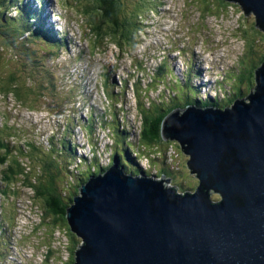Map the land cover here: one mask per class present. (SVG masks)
Instances as JSON below:
<instances>
[{
    "label": "rangeland",
    "instance_id": "1",
    "mask_svg": "<svg viewBox=\"0 0 264 264\" xmlns=\"http://www.w3.org/2000/svg\"><path fill=\"white\" fill-rule=\"evenodd\" d=\"M89 1L48 0L51 22L64 30L70 50L50 48L43 40L48 49L35 47L37 62L22 61L17 41L0 37V264H72L71 250L83 245L66 220L49 209L47 198L55 195L38 194L39 187L51 183L69 205V198L79 193V184L64 181L71 160L61 156L55 142H78L84 147L75 148L78 153L89 155L90 148L105 165L110 151L123 147L125 135L115 129L129 132L126 141L138 147L140 105L169 106L173 100L182 104L181 98L191 94L188 80L194 88L207 85L199 96L214 98L218 106L209 107L213 109L230 108L238 91V98L254 91L252 63L261 49L264 52V30L239 5L151 0L135 17L128 15L139 0H116L119 17L127 9L129 21L126 34L119 36L107 31L95 3L84 10ZM10 73L17 78L9 79ZM8 80L18 84L12 87ZM170 141L146 143L144 156L135 161L150 169L155 180L166 177V187L193 191L199 186L196 174L181 185L179 173L193 174L187 165L190 157ZM54 156L58 170H47L45 160ZM129 164L128 172L136 173V166ZM208 191L211 198L221 199L210 187Z\"/></svg>",
    "mask_w": 264,
    "mask_h": 264
},
{
    "label": "water",
    "instance_id": "2",
    "mask_svg": "<svg viewBox=\"0 0 264 264\" xmlns=\"http://www.w3.org/2000/svg\"><path fill=\"white\" fill-rule=\"evenodd\" d=\"M227 1L264 30V0ZM254 81L247 101L186 106L162 120V139L190 157L193 174L179 169L181 185L196 174V191L126 173L115 159L80 186L65 210L83 243L73 264H264V61Z\"/></svg>",
    "mask_w": 264,
    "mask_h": 264
},
{
    "label": "trees",
    "instance_id": "3",
    "mask_svg": "<svg viewBox=\"0 0 264 264\" xmlns=\"http://www.w3.org/2000/svg\"><path fill=\"white\" fill-rule=\"evenodd\" d=\"M114 1L116 0H91V2L89 1L88 3L85 4L84 10H88L91 3L92 4L95 3L94 6L97 7V10L100 14L99 16L103 17L104 21L107 23V31L110 34L117 33L119 36H124L126 34L127 29L129 28V21L126 18V16L128 15L127 9H125V15H124L125 17L124 16L119 17L118 14L121 12L120 9L121 2L119 0L120 4L117 5V3H114ZM150 2L151 0H139L137 6L135 7V12H133L134 14L132 13V15L130 14L128 16L140 17L139 15L140 12L145 6L148 7ZM40 9L41 11L37 10L35 6L31 5V3L28 0H0V37H4L10 40L15 39L17 41L18 46L21 50L22 61L29 59L30 62H37V57L34 53V49H36L35 47L40 44H43L44 48L48 49L44 41L47 42L50 48H52V46L55 45H58L59 48L61 47V45L62 46L66 45L65 44L66 41L63 37H61L59 34H57V37L55 36L57 32L53 27L46 26V22L44 21L45 17L42 15V10H43L42 5ZM10 12H13L14 15L10 14ZM96 18L97 17H93V19ZM254 24L256 26L255 20H254ZM253 30L256 31V29ZM256 35L259 36L258 31H256ZM262 52L263 49H261V51L259 52L256 63L254 65L252 63V71H251L252 74H253V70L255 72L257 69H259L262 66V62L264 61V52L263 53ZM252 74H251V79L253 76ZM8 77L9 79H14V80L17 78V76L14 73H10ZM8 82L9 85L12 87H16V85L18 84V82H15L13 80H8ZM243 82L244 80H241L240 84H242ZM186 83H187L186 87L190 88L191 94L190 96L187 95L188 98L185 97L181 98L180 102L182 104H179L178 102L173 100L172 104L169 106H166V104H164V106L152 105L151 108H149L146 107L145 103H142L140 105L139 111L142 119H141V127L138 132V138L141 141V144H139L138 147L136 145L133 146L131 145V143L126 141L128 137L122 138V140L120 139L123 145L122 150L120 152L115 151L112 154V157L114 156L116 157L119 167L125 169L124 170L125 172H128V168L130 167L129 162H131L132 165L136 166V168L138 169L136 173L134 171V174L138 175L140 173H144V174H151L150 176H153L152 173H150V169L148 170L142 169L135 160L136 158L140 159L141 157L144 156L145 153L142 151V148L145 147L146 143L152 145L156 141L160 140V138H162L161 122L164 119V117H166L170 112L178 108L183 109L185 108V106L195 107V108L199 107L203 109L205 107L218 106L214 98L213 99L200 98L198 87L194 88L191 84L189 85V80ZM247 84L249 85L250 81ZM101 127L102 128L104 127L103 123L101 124ZM115 131L116 134L121 133L124 135L126 134L129 135V132H126L125 130H121L117 132L118 129L116 128ZM55 144L57 145L58 148L60 147L61 151L59 153L61 154V156L66 158L67 160H71V163L67 167L68 172L64 179V181L68 180L66 183L70 181L71 183H76L81 186L86 180H88L90 176L98 175L102 173L106 168V167H99L98 164L95 162L96 161L95 151H92L91 153L92 158L87 159L86 157H79L76 154L75 151L76 146L73 145L70 140H60L58 142H55ZM122 152L124 154H122ZM130 153H132L133 156H130ZM46 161L47 162L45 163V168L47 170L48 167L50 166L53 167L54 170L56 171L58 170V166L55 163V156L53 157V159L50 160L46 159ZM72 165H74L73 168H70V166ZM84 166L94 167L95 170L92 172H87V174L82 173L80 168ZM38 190H39L38 194L45 196L46 198H47L46 195L47 193L48 194L52 193L53 195H55V196H51L50 194V197L47 198V205L51 211L58 214L60 219L65 220V209L67 208V205L65 204V200L60 198V195L56 192L52 184L48 183L45 186L39 187ZM74 195L75 194H73V196ZM71 199L72 198H69V203L71 202ZM73 253H74V249L71 250V258H74ZM70 262H72L73 264L74 259L70 260Z\"/></svg>",
    "mask_w": 264,
    "mask_h": 264
},
{
    "label": "clouds",
    "instance_id": "4",
    "mask_svg": "<svg viewBox=\"0 0 264 264\" xmlns=\"http://www.w3.org/2000/svg\"><path fill=\"white\" fill-rule=\"evenodd\" d=\"M30 3H31V5H33V6H35V8L37 9V10H39V11H41V5H42V7H43V10H42V15L45 17V19H44V21L46 22V26H49V27H53L55 30H56V34H55V36L57 37V34H59L61 37H63L64 39H65V41L67 40L68 41V43L66 42L65 44V47L66 48H68L69 49V43H70V41L68 40V37L66 36V33H64V30H60V29H58L57 28V26H55V23H53V21L51 22V16L54 14L53 13V11L52 12H50L49 10H47V4H48V0H42V1H39V0H28ZM53 43V42H52ZM70 50V49H69ZM184 76V75H183ZM207 85H205V84H201L200 86H198L199 88H198V91L199 92H201L200 91V89L201 88H205ZM207 93V90H206V92H204V94H206ZM206 96H208V93H207V95ZM212 97H214V96H212ZM206 99H209V98H206ZM212 99V98H211ZM241 99V98H240ZM236 100V99H235ZM206 108H209V107H206ZM182 109V108H181ZM184 109V108H183ZM205 109V108H204ZM101 131H103V130H101ZM93 133H90V138H91V135H92ZM86 137L88 138V135L86 134ZM100 139H102V137H100ZM72 143V142H71ZM130 143V142H129ZM75 148H77V150L78 149H81V148H84L82 145H79L78 144V142H76L75 143ZM133 146H135V144L133 145ZM89 150H90V154L89 155H84V154H82V153H78V151H76V154L79 156V157H86L87 159H91L92 158V151H94V150H92L91 151V149L89 148ZM97 151V150H96ZM96 153V152H95ZM110 162L108 163V162H105L104 164L105 165H102V164H100V163H98V161H97V153H96V163L98 164V166L99 167H106L105 168V170L108 168V167H110V165L113 163V161H114V159L117 161V159H116V157L114 156V157H112V152L110 151ZM112 158H113V161H112ZM136 160H139L138 158H136ZM47 161L45 160V163H46ZM108 163V164H107ZM86 169V171H85V173L87 174V172H92V171H94L95 170V168L94 167H89V166H84V167H81L80 168V170L82 171V169ZM104 170V171H105ZM125 170V169H124ZM103 171V172H104ZM102 172V173H103ZM101 174V173H100ZM93 176H96V175H93ZM150 176V175H149ZM91 177V176H90ZM163 177V176H162ZM87 181V180H86ZM84 184V183H83ZM82 184V185H83ZM197 186H198V184H197ZM197 186H196V188H195V190H193V191H190V190H185L184 191V193L186 192V191H188V192H194V191H196L197 190ZM79 189H80V185H79V187H78V192H79ZM209 189V188H208ZM75 195H77V194H75ZM72 199H73V196H72ZM72 199H71V202H72ZM219 201V200H218ZM70 202V203H71ZM69 203V204H70ZM67 207H68V205H67ZM66 210V209H65ZM65 220H66V218H65ZM66 223H67V221H66ZM67 225H68V223H67ZM69 227V226H68ZM70 229V228H69ZM73 233V232H72ZM5 257H7V255H4L3 256V259L5 258ZM74 259V258H73Z\"/></svg>",
    "mask_w": 264,
    "mask_h": 264
},
{
    "label": "bare ground",
    "instance_id": "5",
    "mask_svg": "<svg viewBox=\"0 0 264 264\" xmlns=\"http://www.w3.org/2000/svg\"><path fill=\"white\" fill-rule=\"evenodd\" d=\"M11 27V26H10ZM18 31V30H17ZM16 31V32H17ZM15 34V33H14ZM22 34V33H21ZM25 35V34H24ZM175 82H179V80H175ZM241 99H243L244 101H247V95H245L244 96V98L242 97ZM125 137H128V134H126L125 135ZM128 138H130V136L128 137ZM130 143H131V145H134V142H133V140H131L130 139V141H129ZM193 172V171H192ZM126 173H129V174H131L130 172H126ZM132 175H134V174H132ZM164 178H166V177H162V179H164ZM165 186V185H164ZM211 189H213V188H211ZM214 190V189H213Z\"/></svg>",
    "mask_w": 264,
    "mask_h": 264
},
{
    "label": "flooded vegetation",
    "instance_id": "6",
    "mask_svg": "<svg viewBox=\"0 0 264 264\" xmlns=\"http://www.w3.org/2000/svg\"><path fill=\"white\" fill-rule=\"evenodd\" d=\"M235 99L236 100H239L240 98H238V96H236V94H234V96L232 97V103H231V105L234 103V101H235ZM225 107V106H224ZM205 109H206V107H205ZM204 188H205V190L209 193V196H211V194H210V192L208 191V188H206V186H204ZM211 198V197H210ZM214 198H217V197H214ZM211 199H213V197L211 198ZM219 199H213V201H218Z\"/></svg>",
    "mask_w": 264,
    "mask_h": 264
}]
</instances>
